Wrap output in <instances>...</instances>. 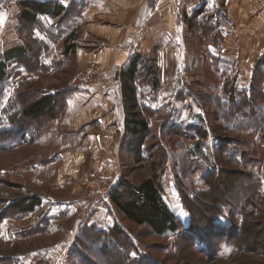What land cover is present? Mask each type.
I'll list each match as a JSON object with an SVG mask.
<instances>
[{"label": "rangeland", "instance_id": "obj_1", "mask_svg": "<svg viewBox=\"0 0 264 264\" xmlns=\"http://www.w3.org/2000/svg\"><path fill=\"white\" fill-rule=\"evenodd\" d=\"M20 1L0 0V264H264V198L256 205L251 196L255 186L264 194V126L259 133L251 126V114H235L240 99L251 96L247 91L261 51L254 53L258 45L264 48V34L258 44L245 24L239 37L231 33L222 42L219 36L213 44L203 37L204 27L190 25L188 46L183 36H159L162 51L145 48L131 53L123 67L111 64V58L104 66L81 58L79 46L89 38L84 33L92 35L91 52L108 32L120 38V26L131 22L121 12L133 0H106L110 9L88 19L87 0H34L62 5L65 14L30 23L22 17ZM205 44L218 50L224 44L234 51L224 52L239 58L241 67L212 66ZM21 49L23 57H15ZM135 55L145 58V69L153 65L159 72L158 86L138 84L135 97L150 132L130 134L120 147L111 146L120 140L113 127L103 133L87 125L55 137L51 129L65 110L66 94H90L88 88L108 76L119 83L102 85L103 90L111 86L124 96L121 73ZM92 65L103 74L92 84H79ZM174 70L184 84L169 106L172 100L164 95L172 86L163 83V71L172 75ZM231 90L240 91L238 99L230 100ZM43 95L58 98V117L24 120L22 108ZM247 103L243 108L251 111ZM120 166L122 177L109 180ZM153 173L179 221L175 233L155 235L146 225H135L111 200L119 180L137 185ZM103 177L111 186L109 196L79 216L86 190ZM226 177L236 182L229 186ZM28 198L41 200L33 213L12 210Z\"/></svg>", "mask_w": 264, "mask_h": 264}, {"label": "crops", "instance_id": "obj_2", "mask_svg": "<svg viewBox=\"0 0 264 264\" xmlns=\"http://www.w3.org/2000/svg\"><path fill=\"white\" fill-rule=\"evenodd\" d=\"M75 2L82 4L79 0ZM132 2H129L125 10L121 12H125L126 15L129 14L131 22L120 26V38L113 39L111 32H108L107 39L99 41L95 45L98 48L91 52L87 50V47L93 46L89 43L94 41L89 39L92 36L90 31H85L84 34L89 35V38L85 37L86 43H81L79 46L81 48L79 49L81 58L85 60L84 62L97 61L107 66L110 65L109 59L111 58V64L123 67L127 63L131 53L141 52L145 48L143 52H149V50L162 51L163 45H157L159 43H157L159 36L178 39L183 36V45L188 46L190 40H187V36L191 34L189 27L195 17H198L195 20V25L199 27L200 25H205L206 20H210L209 26H211L213 38L220 36L222 42L224 36L226 38L232 35L239 37L240 27L245 24L251 27L249 28L252 33L251 37H254L255 41H259L258 44L263 42L260 37L264 34V0H133ZM86 3L87 11L85 19L90 18L95 12L99 13L100 10L110 9L106 0H87ZM200 9L203 10L202 14L196 16V11ZM130 12H132V15ZM244 18L248 21L247 23L244 21ZM239 45L237 49L238 56L241 55L240 52L244 51L241 44ZM206 47L207 53H211L215 61V64L212 63V66H221L227 63L230 67L237 69L241 67L239 58L234 57L233 54L231 56L224 52V50L226 52H234L227 49L224 44L222 45L223 50H218L215 46H210L209 44ZM258 50L259 52L261 51L258 59L260 61L264 57V48L258 45V49L255 50L254 54ZM108 55L110 57L107 59ZM207 64L209 65L208 61ZM184 76L186 77L185 73ZM163 78H165L163 79V83L172 86V90L168 92L169 95L164 93V96L168 97L165 100H172L169 106H174L175 100L177 101V95L180 92L179 89L184 84V81L181 80L182 77L180 75H176V71L172 75H166L165 71H163ZM118 79V77L111 78L107 76L105 79H102L101 84L97 82L94 85L95 87L88 88L91 91L90 94L84 95L82 91L66 94L64 98L67 102L65 110L59 120L56 121L54 128L51 129L55 137L61 138L65 130L74 132L83 129L87 125H91L95 127V132H108L110 127L115 129V133L117 137H120V140L117 139L118 141L111 146L120 147L124 142H128L127 140L132 138V136L126 132L125 121L127 120V111L124 96L122 92L118 93L114 87L108 86L104 90L101 87L102 85L105 86V84H118ZM99 89L103 91H99ZM113 90L116 91L113 92ZM161 91L164 92L163 89ZM111 92L115 94L113 98L110 96L112 95ZM69 116L70 121L67 122L66 118ZM86 134L90 135L91 131H86ZM109 135L113 140L114 135L111 133ZM118 172L113 178H109V180L114 182L117 181V176L120 175V178L122 177L123 170H121V166L118 168ZM143 181L141 180L139 184Z\"/></svg>", "mask_w": 264, "mask_h": 264}, {"label": "trees", "instance_id": "obj_3", "mask_svg": "<svg viewBox=\"0 0 264 264\" xmlns=\"http://www.w3.org/2000/svg\"><path fill=\"white\" fill-rule=\"evenodd\" d=\"M19 5L23 9L22 17L28 23L33 22L40 16L59 18L65 14V9L62 5L57 7L48 1L39 2L34 0H23L20 1ZM202 12V9L197 10L196 16H199ZM197 19L198 17H195L192 20V26H195V20ZM209 21L210 20H206L205 25H200L201 29H203V27L206 29V34L202 32V35L206 40L212 39V43L217 44L218 37L213 38ZM13 54L17 58H21L24 55L22 49ZM144 61V57L141 55H135L121 73L124 102L128 113L126 132L129 135H139L143 134V132H150L148 123L144 121L137 112L135 97L138 84H140V88H145L142 86L146 85L158 86L159 72L153 65H150L149 68L147 67L145 69ZM0 76H2L1 70ZM225 88H227V83L225 84ZM248 92L251 93V96L245 95L240 99V102L235 108V114H245V116L251 114V126L260 133V125L264 126V57L259 61L252 74L251 87L250 91H247V93ZM228 93L229 95L231 94L230 100H234L239 98L240 91L231 90L227 91V94ZM182 98L183 96H179V99ZM248 101L249 104H251V111H246V108H243V104L247 105ZM58 105L59 102L56 96L43 95L31 106L22 108L21 116L26 121H37L40 118H48V122H50L58 117V113L60 112V106ZM259 109H261V111ZM258 114H261L263 117L259 118ZM234 118L235 117L232 116V119ZM262 137L264 138V131ZM159 165V162L155 163V169L156 167H159ZM155 176L153 173L151 178L145 179L139 185L119 180V182H117L118 184L114 186L111 191V200L124 217L135 225H146L155 235L175 233L179 230V221L165 203L161 185L156 181ZM225 182L227 185L232 186L233 183L236 182V179L226 177ZM253 188L251 196L255 197V204L258 205L257 203H259L260 205L263 203L264 194H262L261 191H258V187L255 186ZM213 202H216L215 199ZM40 205L41 200L37 198H28L15 203L12 210H16L22 214H28L33 213Z\"/></svg>", "mask_w": 264, "mask_h": 264}, {"label": "built area", "instance_id": "obj_4", "mask_svg": "<svg viewBox=\"0 0 264 264\" xmlns=\"http://www.w3.org/2000/svg\"><path fill=\"white\" fill-rule=\"evenodd\" d=\"M103 74V71L96 65L89 67L78 79L79 84H92L96 78H99ZM105 177L100 179L97 183H94L90 188L86 190V193L82 200V206L80 209V215L83 216L95 203L102 198H106L110 194L111 186L104 180Z\"/></svg>", "mask_w": 264, "mask_h": 264}, {"label": "snow or ice", "instance_id": "obj_5", "mask_svg": "<svg viewBox=\"0 0 264 264\" xmlns=\"http://www.w3.org/2000/svg\"><path fill=\"white\" fill-rule=\"evenodd\" d=\"M133 256H135V253H132Z\"/></svg>", "mask_w": 264, "mask_h": 264}]
</instances>
